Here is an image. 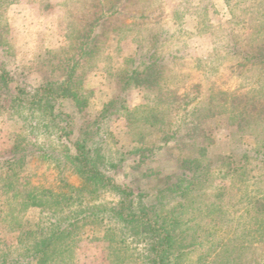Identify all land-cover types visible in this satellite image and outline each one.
I'll return each instance as SVG.
<instances>
[{"label":"rangeland","instance_id":"obj_1","mask_svg":"<svg viewBox=\"0 0 264 264\" xmlns=\"http://www.w3.org/2000/svg\"><path fill=\"white\" fill-rule=\"evenodd\" d=\"M261 49L264 0H0V74L13 79L0 89V253L24 252L34 233L21 232L48 222L50 209L23 207L28 193L73 194L70 201L60 197L61 216L116 202L110 191L91 194L67 159L83 122L102 121L95 141L103 172L142 191L145 201L159 180L186 173L183 160L213 161L184 219L182 264H264V212L248 205L264 199V122L252 116L239 126L235 118L246 104L264 103V65L246 57ZM81 50L87 54L75 79L83 104H55L60 120L15 105L17 86L32 94L60 82ZM150 63L158 84L130 88L125 105L101 120L121 95L123 76ZM67 123L71 137L62 130ZM172 133L180 138L165 144ZM160 145L148 157L136 153ZM15 154L23 161L6 164ZM223 158L242 174L227 176ZM83 186L81 195L69 191ZM80 226L74 264H117L104 239L106 222L92 218ZM132 242L123 264H139L130 256L145 252L143 242Z\"/></svg>","mask_w":264,"mask_h":264},{"label":"trees","instance_id":"obj_2","mask_svg":"<svg viewBox=\"0 0 264 264\" xmlns=\"http://www.w3.org/2000/svg\"><path fill=\"white\" fill-rule=\"evenodd\" d=\"M84 51L81 50L80 54H77V58L71 59L66 64L65 77L60 82L48 81L32 94L17 86L13 95L15 105L32 114L38 113L43 117H50L52 120H57V118L60 120L63 116L60 113L55 114V104L66 101L76 103L77 106L83 104L85 97L80 94L75 78L81 56L87 54ZM246 57L249 61H255L256 65H264V50L262 49ZM158 74L156 65L150 63L144 70L131 71L123 76L121 95L112 101L105 111L106 116H102L101 120L109 117L108 115H114L118 111L119 105H125L122 95L127 93L130 88H148L158 84ZM12 82L13 79L8 73L0 74V89L8 88ZM252 116L256 123L264 122L263 102L258 103L255 100L251 104H246L242 111L235 113V118L241 117L239 126L249 125L248 121ZM66 117L69 118L68 115ZM152 117L155 118L153 114ZM246 117L249 119L246 120ZM101 122H83L79 129L80 136L71 141L74 154L67 156V159L74 172L82 179L83 184L93 188L90 191L91 194L98 190L110 191L116 195V202H113L108 208L79 209V211L72 212L71 215L61 216L63 209L58 208L61 204L60 197L70 201L73 199V194L56 195L47 191H38L39 194L31 196L28 193L23 198V207L26 209L30 206L46 207L50 209V217L48 222H39L36 230H23L20 235L34 233L32 245L18 255L1 252L0 264H74L75 238L82 227L80 225L83 221L92 218L96 224L106 222L104 239L111 242L110 257L117 260V264H123L125 254L129 252L126 247L129 240L143 242L145 246L143 254L135 253L130 256V259L139 261V264H182L181 258L185 255L182 249L186 241L185 234L188 231L184 219L193 199H196V188L206 181L205 175H208V170L211 171L213 161L209 160L207 165L201 166L202 164L196 159L183 160L181 168L186 173L167 176L159 180L155 195H152L151 200L145 201L142 191H136L131 186L120 184L103 172L101 164L104 158L99 153V143L95 141ZM70 125L72 124L67 123L62 129L67 137L74 134V128ZM96 131H98L97 134ZM178 137L176 133L166 134L162 141L168 144ZM155 149H139L136 150V153L145 158L160 150L161 145ZM43 159H48V155L44 154ZM262 159H264V155ZM226 160L223 158L221 163L228 167L227 176L236 178L235 173L242 174L240 171L244 169L243 167L237 166L239 168L233 169L234 166L231 167L230 162L225 165ZM22 161L23 157L18 158L15 154L6 164L14 165ZM262 161L264 162V160ZM151 174L152 172L144 174V176L150 177ZM84 190L85 186L75 190L71 188L69 191L70 193L76 191L81 195ZM138 197L143 201L137 203ZM248 205L252 206L256 213L264 212V199H251ZM102 213H105L106 216H101Z\"/></svg>","mask_w":264,"mask_h":264}]
</instances>
